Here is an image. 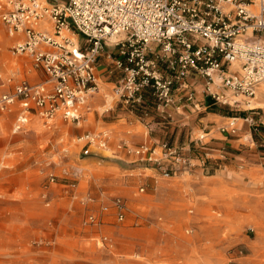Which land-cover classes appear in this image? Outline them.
Segmentation results:
<instances>
[{"label":"rangeland","instance_id":"rangeland-1","mask_svg":"<svg viewBox=\"0 0 264 264\" xmlns=\"http://www.w3.org/2000/svg\"><path fill=\"white\" fill-rule=\"evenodd\" d=\"M1 36H8L2 25ZM12 42L0 41V68L8 74L19 62L31 79V58L13 56ZM105 75L80 124L31 115L18 131V106L0 114V264H147L150 250L151 264H264L263 177L248 171L164 177L113 157L121 140L142 142L147 129L137 120L129 124L122 111L114 91L121 75ZM231 100L243 109L252 102ZM186 116L191 126L198 123L196 113ZM115 117L121 121L108 124ZM88 132H106L108 149L84 155L79 138ZM113 199L125 205L123 220L112 204L103 211ZM91 215L97 223H86Z\"/></svg>","mask_w":264,"mask_h":264},{"label":"built area","instance_id":"built-area-1","mask_svg":"<svg viewBox=\"0 0 264 264\" xmlns=\"http://www.w3.org/2000/svg\"><path fill=\"white\" fill-rule=\"evenodd\" d=\"M1 25L13 40L12 55L30 57L44 77L31 83L19 62L8 74L0 68V114L18 106V131L31 115L79 123L99 92L97 66L106 48L115 51L106 54L110 73L121 74L115 95L136 112L198 105L187 82L197 76L205 79L206 97L229 107L239 104L231 98L252 99L264 85V0H0ZM79 141L84 155L101 154L109 135L88 133ZM119 148L164 177L193 169L184 149L168 143ZM110 204L123 220L122 201L104 203L103 211Z\"/></svg>","mask_w":264,"mask_h":264},{"label":"crops","instance_id":"crops-1","mask_svg":"<svg viewBox=\"0 0 264 264\" xmlns=\"http://www.w3.org/2000/svg\"><path fill=\"white\" fill-rule=\"evenodd\" d=\"M78 38L83 41V38ZM109 52L115 51L112 48H106L104 55L99 58L97 66L99 79L102 72L108 74L104 76L108 80L115 73L121 75L115 70L113 74L110 73L114 66L112 60L106 58ZM42 80L44 77L41 72H34L29 79L33 84L40 83ZM187 82L192 85V90L195 92L196 103H198L196 106L184 102L181 109L177 110L172 106L166 114H161L154 109L136 112L121 106L122 111L128 110L126 118L129 124H136L139 121L145 126L147 133L142 142L136 138L131 143L121 140L113 150V157L131 159L129 162L156 170L150 165L137 162L134 156L128 155L126 148L120 149L119 145L125 143L136 147L146 141L156 145L168 143L170 146L184 149L183 154L191 160L193 165L191 173L213 175L225 171L236 173L248 171L257 173L264 179V89L259 87L256 96L251 99V103L249 102V108L243 109L240 103L233 107L215 104L210 97L204 95L205 79L199 76L189 78ZM258 91H260L259 96ZM184 93L180 91L178 97L184 96ZM252 103H256L255 106L251 107ZM90 111V107L87 111L84 110L82 120L89 115ZM187 113L197 114L193 123L198 121L195 126H191L192 120L186 116ZM120 121V118L115 117V120L108 124L116 125ZM197 129L203 133L200 138H194ZM172 139L173 142H171Z\"/></svg>","mask_w":264,"mask_h":264},{"label":"bare ground","instance_id":"bare-ground-1","mask_svg":"<svg viewBox=\"0 0 264 264\" xmlns=\"http://www.w3.org/2000/svg\"><path fill=\"white\" fill-rule=\"evenodd\" d=\"M11 40H12V38H10L8 36L7 37H2V36L0 37V41H4L6 44H9ZM260 90H263V89H260ZM257 95L258 96L260 95V91H258V94ZM255 104L256 103H252L250 106L253 107V106H255ZM150 253H151V256H149L150 259L147 260L148 261L147 264H149V263L151 264L152 263V258L155 255V252H153V250H150ZM142 264H146V263H142Z\"/></svg>","mask_w":264,"mask_h":264}]
</instances>
